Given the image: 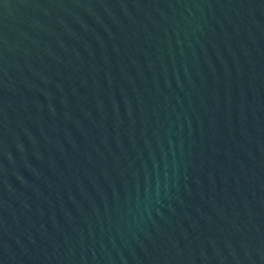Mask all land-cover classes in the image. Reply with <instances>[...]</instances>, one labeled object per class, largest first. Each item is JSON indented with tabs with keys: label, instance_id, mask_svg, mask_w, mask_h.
<instances>
[{
	"label": "water",
	"instance_id": "1",
	"mask_svg": "<svg viewBox=\"0 0 264 264\" xmlns=\"http://www.w3.org/2000/svg\"><path fill=\"white\" fill-rule=\"evenodd\" d=\"M0 264H264V0H0Z\"/></svg>",
	"mask_w": 264,
	"mask_h": 264
}]
</instances>
